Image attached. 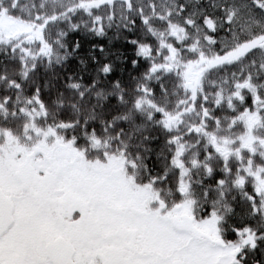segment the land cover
I'll list each match as a JSON object with an SVG mask.
<instances>
[{"label": "snow or ice", "instance_id": "snow-or-ice-1", "mask_svg": "<svg viewBox=\"0 0 264 264\" xmlns=\"http://www.w3.org/2000/svg\"><path fill=\"white\" fill-rule=\"evenodd\" d=\"M0 53V264H264V0H0Z\"/></svg>", "mask_w": 264, "mask_h": 264}, {"label": "trees", "instance_id": "trees-1", "mask_svg": "<svg viewBox=\"0 0 264 264\" xmlns=\"http://www.w3.org/2000/svg\"><path fill=\"white\" fill-rule=\"evenodd\" d=\"M113 33H109L111 36ZM70 37L73 40H80L81 47L77 50L78 55H74L73 57H70L67 62L63 66H56L55 71L61 75H65L68 72L77 71L80 66V59H86L89 61V66L94 67L96 62L91 59V54H95L98 58H102V53H100L98 48H93L92 45L94 44H103L105 45L106 49L110 51V53H114L110 55L109 59H112L117 64V69L114 71L111 76L113 78H119L123 76L125 79L128 78L129 73L135 74L136 71H139V69H136L135 71L132 70L131 60L135 58V46L130 44L128 40L125 39H114L109 40V37H93L86 34H83L79 31L75 33H70ZM129 36H135L136 33H128ZM120 55L124 59L123 60H117L116 56ZM3 56V53H0V57ZM52 77L51 71H45L43 68H41V76H40V84L43 87L45 79H50ZM92 78L91 72L85 73V80H90ZM51 85L54 87H51L50 90H46L44 92L45 96H48L50 94H54L56 89L60 85L59 79H52ZM111 99H115L114 97Z\"/></svg>", "mask_w": 264, "mask_h": 264}]
</instances>
